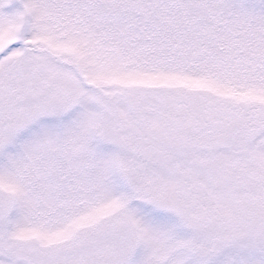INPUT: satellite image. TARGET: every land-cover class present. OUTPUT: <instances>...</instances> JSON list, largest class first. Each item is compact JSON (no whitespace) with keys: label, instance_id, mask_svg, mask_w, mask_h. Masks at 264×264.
<instances>
[{"label":"snow or ice","instance_id":"6c2138e0","mask_svg":"<svg viewBox=\"0 0 264 264\" xmlns=\"http://www.w3.org/2000/svg\"><path fill=\"white\" fill-rule=\"evenodd\" d=\"M0 264H264V0H0Z\"/></svg>","mask_w":264,"mask_h":264}]
</instances>
